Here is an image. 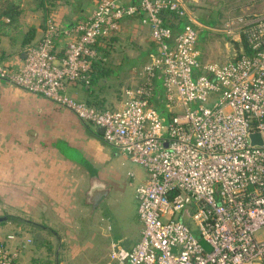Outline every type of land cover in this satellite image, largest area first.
<instances>
[{"label": "built area", "instance_id": "1", "mask_svg": "<svg viewBox=\"0 0 264 264\" xmlns=\"http://www.w3.org/2000/svg\"><path fill=\"white\" fill-rule=\"evenodd\" d=\"M163 9L189 24L174 34ZM137 14L158 52L123 90L122 104L100 109L70 97L67 84L86 77L99 40ZM223 31L244 36L248 49L204 63L182 0H96L91 16L65 32L47 20L19 68L0 61V79L103 128L108 145L146 170L136 190L140 240L132 248L113 242L107 264H264V10L230 17ZM62 33L70 39L59 49ZM157 97L165 116L151 104ZM0 264H16L7 245Z\"/></svg>", "mask_w": 264, "mask_h": 264}, {"label": "crops", "instance_id": "2", "mask_svg": "<svg viewBox=\"0 0 264 264\" xmlns=\"http://www.w3.org/2000/svg\"><path fill=\"white\" fill-rule=\"evenodd\" d=\"M3 1L7 3L0 0ZM8 1L18 6L19 14L16 26L7 25L0 30V60L13 69L23 63L25 48L41 39L47 20H53L65 32L80 20L88 19L96 6V0ZM118 1L130 5L138 0ZM182 1L199 30H219L220 17L224 16L220 4L224 0ZM244 1L250 10L247 14L264 10V2ZM143 18V14L124 18L118 37L137 40L143 36L151 43L150 26L142 24ZM2 20L9 23L6 17ZM212 21L216 25L209 24ZM31 31H35V37L30 40L33 43L25 45V36ZM69 39L70 36L62 33L58 48L63 49ZM243 50L244 47H239L238 52ZM116 81L114 85L118 87L120 80ZM117 90V93L109 92V99L106 95L109 108L122 104L124 89ZM67 94L78 101L85 102L87 98L85 89L73 82L67 84ZM97 160H109L110 180L129 159L108 145L97 127L80 121L71 110L0 79V216L5 210L22 211L29 217L25 219L26 225L46 229L81 227L90 219L96 223L102 213L103 200L108 194L111 197L113 190V185L98 170ZM146 177L147 173L135 185L136 197V190ZM94 184L107 190L95 206L88 201V192ZM88 205L91 206L90 212ZM134 214L138 220L136 232L121 234L116 241L127 248L134 247L141 237L137 208H134ZM6 239V245L16 255V264H31L33 253L28 234L18 236L11 233Z\"/></svg>", "mask_w": 264, "mask_h": 264}, {"label": "rangeland", "instance_id": "3", "mask_svg": "<svg viewBox=\"0 0 264 264\" xmlns=\"http://www.w3.org/2000/svg\"><path fill=\"white\" fill-rule=\"evenodd\" d=\"M244 2V0H224L220 4L224 16L220 17L222 21L219 30L198 29V48L204 63H222L227 56L238 54L239 47H243V37L237 33L223 31V27L230 17L247 14L250 11ZM150 48L146 37L142 36L137 40L118 37L116 49L112 51L111 58L119 71L117 74L119 79L116 82L120 80L121 85L117 87L114 85L115 81H108L104 87L108 99L109 92L117 93L118 88L125 89L137 81L138 71L152 59L150 54L142 56V52ZM125 56L133 60L140 58L135 63L137 66L129 65L124 59ZM105 105L109 107V100ZM97 168L108 183L110 181L113 185V190L111 197L108 194L103 200L102 213L98 215L96 223L89 218L88 223L81 227L59 226L43 230L39 226L26 225L25 219L29 217L24 212L5 210L1 212V216H6L7 220L0 223V242L6 245L7 235L11 233L18 236L28 234L30 241L38 234L43 240H38L36 245L33 241L29 244L32 247L34 264H107L112 243L116 242L122 236L121 234L132 235L136 232L138 220L135 217L134 208L138 209V199L134 191L135 185L146 170L141 164L128 160L120 167L119 172L116 170L117 176L114 177L115 173H113L109 180V160L102 162L97 160ZM87 208L90 212L91 206L88 205ZM53 232L58 234L60 240ZM46 245L49 246L48 249Z\"/></svg>", "mask_w": 264, "mask_h": 264}, {"label": "trees", "instance_id": "4", "mask_svg": "<svg viewBox=\"0 0 264 264\" xmlns=\"http://www.w3.org/2000/svg\"><path fill=\"white\" fill-rule=\"evenodd\" d=\"M0 2V30L5 29L7 25L11 26H16L17 24V19H18V6L16 4H13L6 0L7 3ZM6 17L9 20V23H5L2 18ZM160 17L162 19L163 25L170 28L174 34L179 33L182 31L186 25L189 24L188 20L186 17H181L179 14H177L174 11H171L169 9H163L160 12ZM203 23H206V21L202 20ZM209 24L211 25H216L215 21L210 22ZM34 30V29H33ZM45 30V28H44ZM35 37V31L29 32L25 36V45L29 43H33L30 40ZM244 39V50H247V41L244 36H242ZM118 42V33L111 35L106 38H101L98 42V45L96 46L98 56L96 59H94L91 62V68L87 72L86 77L83 79H80L78 81H74L73 83H77L82 86L83 89H85L87 98L85 102L89 105H92L94 107L104 109L107 108L106 101V89L104 87L111 80L115 81L118 78V70L116 69V66H114L115 61L111 58V53L112 51H115L116 49V43ZM150 49L146 52H142V56L146 54H150L152 58L157 55L158 48L155 42L151 41L149 43ZM127 60L129 65L137 66L135 64L137 61L140 60V58H137L135 60L130 59L128 56L124 58ZM150 59V57H149ZM1 61V60H0ZM121 85V82L118 83ZM118 85V86H119ZM112 87V85H109ZM154 90H155V95H161L162 94V88H161V79L159 77H156L154 79ZM118 92V90H116ZM151 104L163 115H166L165 108L162 102H160V99L157 98H152L150 99ZM157 104L158 106H156ZM40 230V229H39ZM42 231V230H40ZM38 240H43L42 236L38 235L33 237L31 241H33L34 245H36V242ZM5 245L4 242H0V246ZM47 249L49 248L48 245L45 246ZM31 262L34 264L35 260L31 259Z\"/></svg>", "mask_w": 264, "mask_h": 264}, {"label": "water", "instance_id": "5", "mask_svg": "<svg viewBox=\"0 0 264 264\" xmlns=\"http://www.w3.org/2000/svg\"><path fill=\"white\" fill-rule=\"evenodd\" d=\"M98 131L103 133V128H98ZM252 139L254 141H258V134H252ZM107 193V190H105L102 186L94 184L90 191L88 192V201L93 206H95ZM7 220L6 216H0V223ZM43 229H46L45 227H42ZM55 236H57L58 240H60L59 236L56 232H53Z\"/></svg>", "mask_w": 264, "mask_h": 264}]
</instances>
